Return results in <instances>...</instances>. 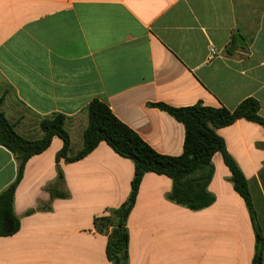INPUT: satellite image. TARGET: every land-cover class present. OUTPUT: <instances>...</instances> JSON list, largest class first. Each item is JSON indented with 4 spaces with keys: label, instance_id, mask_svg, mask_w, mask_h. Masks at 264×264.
Segmentation results:
<instances>
[{
    "label": "crops",
    "instance_id": "crops-1",
    "mask_svg": "<svg viewBox=\"0 0 264 264\" xmlns=\"http://www.w3.org/2000/svg\"><path fill=\"white\" fill-rule=\"evenodd\" d=\"M248 98L264 118V0H0L2 111L26 139L63 114L76 154L99 100L155 151L180 156L185 126L157 104L234 110ZM217 133L248 180L264 264V127L241 119ZM62 148L54 137L27 162L14 203L21 228L0 237V264H113L95 219L127 201L134 163L105 142L57 162ZM212 163L215 202L199 211L170 198L171 178L144 176L127 220L129 264H253L250 211L222 155ZM17 171L0 146V194Z\"/></svg>",
    "mask_w": 264,
    "mask_h": 264
},
{
    "label": "trees",
    "instance_id": "trees-1",
    "mask_svg": "<svg viewBox=\"0 0 264 264\" xmlns=\"http://www.w3.org/2000/svg\"><path fill=\"white\" fill-rule=\"evenodd\" d=\"M2 103L3 99H0V146L14 154L18 161V171L15 181L0 194V237L13 236L20 231L21 220L14 209L17 188L27 162L47 150L54 137L63 141V148L56 157L57 162L61 159L68 163L80 161L105 142L117 154L134 163L131 193L127 201L118 209L95 219L96 229L108 234L106 253L113 264L130 262L127 220L135 206L144 176L155 173L171 178L173 189L170 198L192 211L203 210L215 202V196L208 187L214 175L212 159L216 153H220L232 173L235 190L247 204L256 230L257 245L253 264H263V236L256 222L248 180L227 151L225 140L217 133L218 129L241 119L264 127V118L260 115L261 103L257 99H245L234 110L209 107L201 102L182 108L157 104L156 107L168 112L185 126L184 151L180 156L163 155L155 151L99 100L92 101L86 109L88 126L84 132L83 147L76 154H72L71 137L65 128V115L54 114L44 118L40 125L42 137L29 140L18 134L14 125L8 121L2 111ZM58 175V184H63L60 169Z\"/></svg>",
    "mask_w": 264,
    "mask_h": 264
},
{
    "label": "built area",
    "instance_id": "built-area-1",
    "mask_svg": "<svg viewBox=\"0 0 264 264\" xmlns=\"http://www.w3.org/2000/svg\"><path fill=\"white\" fill-rule=\"evenodd\" d=\"M217 54V51L215 49H211V56H215Z\"/></svg>",
    "mask_w": 264,
    "mask_h": 264
}]
</instances>
